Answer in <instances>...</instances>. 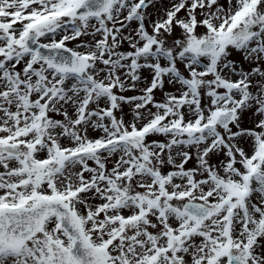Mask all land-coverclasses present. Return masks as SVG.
Masks as SVG:
<instances>
[{
	"label": "snow or ice",
	"instance_id": "obj_1",
	"mask_svg": "<svg viewBox=\"0 0 264 264\" xmlns=\"http://www.w3.org/2000/svg\"><path fill=\"white\" fill-rule=\"evenodd\" d=\"M0 264H264V0H0Z\"/></svg>",
	"mask_w": 264,
	"mask_h": 264
},
{
	"label": "rangeland",
	"instance_id": "obj_2",
	"mask_svg": "<svg viewBox=\"0 0 264 264\" xmlns=\"http://www.w3.org/2000/svg\"><path fill=\"white\" fill-rule=\"evenodd\" d=\"M149 12H154V10L150 8V9H149ZM132 27H135V24H133ZM84 39H88V38L85 37ZM73 46H74L73 44H69V47H73ZM123 49H124V50H127V49H128V45H127L126 43L124 44ZM233 58H234V59H239L238 56H235V57H233ZM245 67H247V65H245ZM143 75H144L145 77H147V76L149 75V73H148V72H144ZM166 89H167V90H171L170 88H167V86H166ZM135 94H136L135 92H128V93H125V95H135ZM161 98H162V97H161V94H160L159 92H157V93H156V99L159 100V99H161ZM124 111H125V114H126L125 118H126V119H130V115H127V114H128V108H127V106H125ZM249 116H250V114H247V115H245V117H244V121H245L244 126H245V127H250V126H251V124L249 123ZM91 134H92V135H96V133H91ZM192 166H193V162H190L189 165H188V167H192Z\"/></svg>",
	"mask_w": 264,
	"mask_h": 264
}]
</instances>
